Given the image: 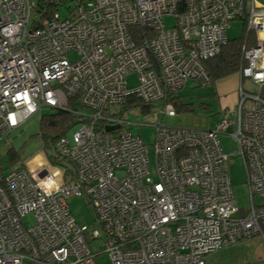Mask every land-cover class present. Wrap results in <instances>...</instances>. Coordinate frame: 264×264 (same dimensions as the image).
Returning a JSON list of instances; mask_svg holds the SVG:
<instances>
[{
    "label": "built area",
    "instance_id": "built-area-1",
    "mask_svg": "<svg viewBox=\"0 0 264 264\" xmlns=\"http://www.w3.org/2000/svg\"><path fill=\"white\" fill-rule=\"evenodd\" d=\"M237 19L255 42L241 50L236 105L213 130L163 124L187 81L211 85L204 62ZM155 101L164 105L150 123L151 172L124 115ZM42 107L78 123L52 144L56 162L43 150L32 168L0 163V264H97L99 253L107 264H205L231 243L264 238V6L255 0H0V142ZM227 130L244 163L247 207L236 206L225 170ZM70 197L85 198L99 227L71 217Z\"/></svg>",
    "mask_w": 264,
    "mask_h": 264
},
{
    "label": "rangeland",
    "instance_id": "rangeland-1",
    "mask_svg": "<svg viewBox=\"0 0 264 264\" xmlns=\"http://www.w3.org/2000/svg\"><path fill=\"white\" fill-rule=\"evenodd\" d=\"M36 3L39 0H30ZM256 2L264 5V0H255ZM71 4L67 1L65 6ZM61 16H65L66 10L61 8L58 10ZM174 22L173 18L165 17L164 23L166 26H171ZM243 21L233 20L227 30V38L233 40L239 38L243 33ZM254 36V33H252ZM68 59L75 57L74 54H69ZM226 80L224 84L223 93L215 89V83L209 86L197 85L192 80L187 81L186 85L179 90L177 98L174 102L180 104H189L188 110H176V116L164 115L161 119L162 123L170 126H180L186 128L207 129L213 130L216 124L220 121L221 112L224 108L230 107L239 97V81L238 71L223 76ZM221 79L217 78L216 80ZM215 80V81H216ZM129 87L138 85L136 73H130L126 77ZM242 88L246 91L253 89L250 79L247 77L243 79ZM173 103L172 100H169ZM149 112H144L141 109L128 110L124 117L131 122L125 126L135 136L141 137L148 147L150 163H153V143L155 128L150 126V123L155 119L157 111L163 108L162 101H155ZM50 112V109L42 107L41 111L24 121L17 127L8 138L9 142H0V163L8 168L10 164L16 161L41 164L44 158L41 153L43 152L42 142L38 135L39 119L42 115ZM84 112V110H81ZM75 127V126H74ZM72 129V128H71ZM229 130L219 135L221 149L227 154L225 170L230 174L231 186L233 189V197L237 207H247L250 203L248 193V186L246 185V173L244 170V163L240 155H234L233 152L237 151V143L233 137L228 133ZM15 154L14 160H10V154ZM43 154V153H42ZM45 170V169H44ZM153 165L151 166V172ZM256 200L258 198L256 197ZM71 217L78 224H86L91 227H99L98 223L93 216V211L86 204L84 197H70L68 204ZM26 224L31 223V219H25ZM89 246L93 252L101 250V240H93L89 242ZM97 264H107L109 262L106 253H99L95 257ZM205 264H264V238L259 235H254L251 238H244L229 246L218 250L213 254H209L205 258Z\"/></svg>",
    "mask_w": 264,
    "mask_h": 264
},
{
    "label": "trees",
    "instance_id": "trees-1",
    "mask_svg": "<svg viewBox=\"0 0 264 264\" xmlns=\"http://www.w3.org/2000/svg\"><path fill=\"white\" fill-rule=\"evenodd\" d=\"M40 1V0H39ZM243 33L239 38H234L230 40L227 38V43L222 46L218 55L206 60L204 65L206 66L210 76L213 81L217 78H223V76L233 74L237 72L241 66V50L243 47H248L254 44L255 39L251 32H247L246 27L243 23ZM177 98V95L170 98L173 104ZM131 101H135L133 98ZM176 110H188L189 104H180L176 102L174 105ZM142 111L147 112V110L142 109ZM38 135L42 142V148L47 155L46 157L50 162H56L52 154V144L55 140L67 133L68 130L74 127L78 123V119L72 113L60 110V109H50V112L44 114L40 117ZM10 160H14L15 154L11 153L9 150Z\"/></svg>",
    "mask_w": 264,
    "mask_h": 264
},
{
    "label": "crops",
    "instance_id": "crops-1",
    "mask_svg": "<svg viewBox=\"0 0 264 264\" xmlns=\"http://www.w3.org/2000/svg\"><path fill=\"white\" fill-rule=\"evenodd\" d=\"M259 5H261V3H259V2H257ZM262 6H264V5H262ZM216 80V79H215ZM212 81V83H215V89H216V92H217V90H219V92L220 93H223L224 92V90H226V89H223L224 88V84H225V79L224 78H221V79H218V80H216V81ZM211 83V84H212ZM236 102L237 101H235V103H233L230 107H234L235 105H236ZM230 107H228V108H230ZM41 156H42V158H44L43 157V154L41 153ZM36 165V162H35V164H33V163H30V168H32V167H34Z\"/></svg>",
    "mask_w": 264,
    "mask_h": 264
},
{
    "label": "water",
    "instance_id": "water-1",
    "mask_svg": "<svg viewBox=\"0 0 264 264\" xmlns=\"http://www.w3.org/2000/svg\"><path fill=\"white\" fill-rule=\"evenodd\" d=\"M114 128H116L115 126H111V127H106V129L105 130H110V129H114Z\"/></svg>",
    "mask_w": 264,
    "mask_h": 264
}]
</instances>
